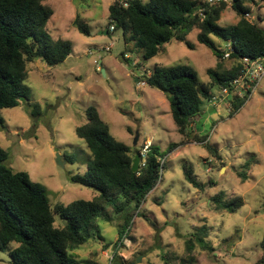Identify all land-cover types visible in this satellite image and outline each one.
<instances>
[{"label": "rangeland", "instance_id": "obj_1", "mask_svg": "<svg viewBox=\"0 0 264 264\" xmlns=\"http://www.w3.org/2000/svg\"><path fill=\"white\" fill-rule=\"evenodd\" d=\"M43 3L54 11L48 33L54 40L69 41L73 51L56 67L40 60L28 64L25 84L31 91V103L39 109L22 100L19 107L3 110L0 146L10 155L9 166L44 186L52 206L92 200L97 191L71 180L86 174L92 161L85 142L76 134V128L87 123L86 110L91 106L116 140L132 149V155L143 154L149 145L147 152L157 149L163 166L157 188L128 223V242L122 245L120 258L114 259L115 247L127 222L124 215L117 216L112 210V222L100 219L96 223L103 239L96 238L75 251L76 258L94 259L99 264H165L162 256L167 254L169 264H180L178 259L186 256L185 242L197 227L206 225L212 250L197 247L193 264H256L264 238V78L236 113L231 97L229 107L214 108L206 102L197 122L199 133L195 131L193 139L187 140L178 132L166 96L138 82L156 66L187 65L196 70L202 83L210 84L208 71L218 61L212 49L198 43L197 31L188 36L193 50L172 41L158 56L144 60L142 52L127 50L123 30L104 35L110 29L113 0ZM227 5L219 22L223 27L239 21L229 0ZM77 16L91 26V36L74 26ZM247 18L264 28V0L257 1ZM212 38L225 50L224 42ZM222 61L226 70L236 64L231 58ZM204 110L208 111L205 115ZM195 135L205 143L197 142ZM59 157L63 165L57 163ZM184 167L204 184L203 191L186 180ZM243 171L245 183L238 175ZM220 192L243 198V207L236 213L217 211L212 199ZM56 225L63 227L65 221L56 217ZM16 247L13 243L0 252V264H14L10 252Z\"/></svg>", "mask_w": 264, "mask_h": 264}, {"label": "trees", "instance_id": "obj_2", "mask_svg": "<svg viewBox=\"0 0 264 264\" xmlns=\"http://www.w3.org/2000/svg\"><path fill=\"white\" fill-rule=\"evenodd\" d=\"M229 1L239 21L228 27L219 24L229 7L223 1L210 4L208 0H126L128 6L125 7L122 0H113L109 7L110 26L115 27L114 31L123 30L127 50L142 52L144 60L158 56L172 41L184 43L193 50L194 44L188 36L195 31L198 32V43L214 51L218 62L208 71L210 84L202 83L196 70L187 65L156 66L146 78L147 85L166 96L178 132L187 140L193 139L203 107L214 96V90L229 87L230 82L240 76L244 68L242 59L264 58V28L246 16L252 13L258 0ZM53 16V9L43 0H0L1 127L5 125L3 110L19 107L22 100L39 109L38 104L31 103V91L25 84L28 64L40 60L49 67H56L72 54L69 41L54 40L48 33L47 26ZM74 26L80 33L91 36V26L81 16L76 17ZM212 37L225 45L231 44V59L236 64L230 70L224 69V50L216 46ZM131 43L134 46L131 47ZM123 58L126 59V53ZM231 94L233 113H236L248 97ZM86 117L87 123L77 127L76 134L85 142L92 161L86 174L72 176L71 180L97 191L98 195L92 200L52 206L47 189L33 182L28 173L14 171L8 163L9 153L0 146V252L17 244L10 252L14 264H99L94 259H78L74 252L96 238L103 239L96 223L100 219L112 222L111 210L117 216L124 215L127 222L121 227L115 247L114 259L120 258L118 253L123 239L128 236L129 221L161 180L163 166L157 149H150L145 166L135 173L132 149L116 140L98 110L93 106L87 108ZM195 139L200 144L206 141L197 135ZM184 175L194 188L204 190V184L190 168L184 167ZM238 175L245 183L244 171ZM212 203L217 211L236 213L243 207L244 200L229 198L225 192H220ZM56 217L65 221L63 227L56 225ZM209 233L206 225L195 229L185 242L186 256L178 259L180 264L195 263L197 247L203 251L212 250ZM260 248L261 255L256 264H264V238ZM93 257L97 258V255L93 254ZM162 258L165 264L170 263L169 255Z\"/></svg>", "mask_w": 264, "mask_h": 264}, {"label": "built area", "instance_id": "obj_3", "mask_svg": "<svg viewBox=\"0 0 264 264\" xmlns=\"http://www.w3.org/2000/svg\"><path fill=\"white\" fill-rule=\"evenodd\" d=\"M228 2V0H208L210 4H215L219 2ZM122 4L127 7L128 4L126 3V0H122ZM201 13H203V10H201ZM249 17L250 15H246ZM115 27L112 25L110 26L109 32H114ZM225 50L223 51V59H229L231 58L233 48L231 44L225 45ZM107 52L111 51V47H107L105 49ZM92 54V52H90ZM127 57V56H126ZM242 65L243 70L240 74V76L234 80H232L229 84V87L222 88L218 93L214 94V96L211 98L209 103L214 108H220L221 106H225L229 104V99L231 97V93L237 94L239 97L244 98L248 97L250 98L253 94V92L256 90L257 86L259 85L260 81L264 78V58H259L255 61H251L249 58H243L242 59ZM145 76V77H144ZM151 76V71H147L144 75L140 76L139 79L141 81L138 82L139 86H145L147 85V79ZM145 79V80H144ZM251 92V93H249ZM149 149V145L146 146V151L143 152L141 155V163L140 167L145 166V159L147 158V150ZM163 163V162H162ZM128 242L127 237L123 239L122 244H126Z\"/></svg>", "mask_w": 264, "mask_h": 264}, {"label": "water", "instance_id": "obj_4", "mask_svg": "<svg viewBox=\"0 0 264 264\" xmlns=\"http://www.w3.org/2000/svg\"><path fill=\"white\" fill-rule=\"evenodd\" d=\"M109 34V32H108V30H106L105 32H104V35H108ZM101 64V63H100ZM138 134H137V136H136V140H135V145H136V143H137V141H138ZM57 163L59 164V165H63L62 164V161H61V159H60V157L57 159ZM140 163H141V155L140 154H136L135 156H134V159H133V167H132V170H133V172H138L139 171V169H140ZM140 261V260H139Z\"/></svg>", "mask_w": 264, "mask_h": 264}, {"label": "crops", "instance_id": "obj_5", "mask_svg": "<svg viewBox=\"0 0 264 264\" xmlns=\"http://www.w3.org/2000/svg\"><path fill=\"white\" fill-rule=\"evenodd\" d=\"M101 34H103V33H101ZM217 92H218V91H217ZM217 92H216V93H217ZM214 93H215V91H214ZM216 93H215V94H216ZM212 110H214V109H211L210 112H211ZM207 113H208V111L204 110V114H203V115H205V114H207ZM198 121H200V119H199ZM195 131L199 133L197 126L195 127Z\"/></svg>", "mask_w": 264, "mask_h": 264}]
</instances>
